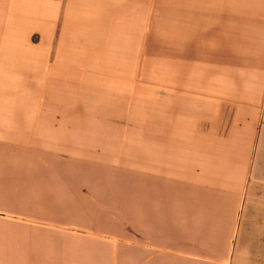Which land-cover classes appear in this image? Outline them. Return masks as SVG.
Wrapping results in <instances>:
<instances>
[{"label":"crops","instance_id":"obj_1","mask_svg":"<svg viewBox=\"0 0 264 264\" xmlns=\"http://www.w3.org/2000/svg\"><path fill=\"white\" fill-rule=\"evenodd\" d=\"M0 264H264V0H0Z\"/></svg>","mask_w":264,"mask_h":264},{"label":"rangeland","instance_id":"obj_2","mask_svg":"<svg viewBox=\"0 0 264 264\" xmlns=\"http://www.w3.org/2000/svg\"><path fill=\"white\" fill-rule=\"evenodd\" d=\"M158 45H153V47H157ZM145 75H146V82L148 76L151 77L152 80V108H153V113L154 109L156 106L159 104V97L158 93L156 91L159 90L160 86L163 85L165 88L169 86L170 84L174 85L175 79H168L167 77L175 76L176 75V68L174 67H167L161 65L160 61V55L159 51L157 49H153V52L151 53V61L150 65L146 67L145 69ZM173 82V83H172ZM139 107L136 109L135 112V119L136 122L142 121V115H143V99L139 100ZM121 118L124 116H120ZM130 133H135L138 137L139 133H143L142 131L140 132H130Z\"/></svg>","mask_w":264,"mask_h":264}]
</instances>
